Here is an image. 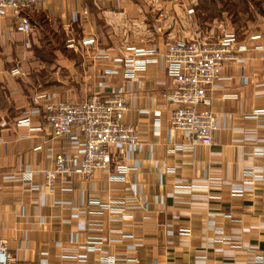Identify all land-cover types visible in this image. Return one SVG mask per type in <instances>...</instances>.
Returning a JSON list of instances; mask_svg holds the SVG:
<instances>
[{
  "label": "crops",
  "instance_id": "0c3cea01",
  "mask_svg": "<svg viewBox=\"0 0 264 264\" xmlns=\"http://www.w3.org/2000/svg\"><path fill=\"white\" fill-rule=\"evenodd\" d=\"M22 14L27 34L15 30L12 16L0 18V239L16 264L35 261L40 251L46 264H75L61 257L75 250L66 242L75 221L68 207L52 201L119 199L131 184L147 208L134 209L130 222L101 225L109 240L88 255L92 264L107 254L127 258L116 264H243L246 249L264 264V0H45ZM223 30L235 31L244 59L219 66L208 106L217 123L211 143L184 141L169 129L173 105L164 95L173 83L161 61L137 57L143 68L126 76V65L113 59L126 44L160 45L193 32L213 41ZM90 36L92 44H81ZM116 87L126 96L123 119L141 141L122 160L127 166L135 160V171L123 181L73 175L69 190L58 182L41 200L23 173L39 183L51 151L70 148L66 139H49L41 114L30 112L32 95L80 101ZM110 228L139 245L129 248L132 241ZM183 229L187 239L178 234Z\"/></svg>",
  "mask_w": 264,
  "mask_h": 264
},
{
  "label": "built area",
  "instance_id": "2783aa9c",
  "mask_svg": "<svg viewBox=\"0 0 264 264\" xmlns=\"http://www.w3.org/2000/svg\"><path fill=\"white\" fill-rule=\"evenodd\" d=\"M44 1L0 0V18L12 16L15 30L27 34L30 24L22 12L35 8ZM185 12L190 14L192 9L187 8ZM236 37L235 31L223 30L213 41H206L193 32L177 39H164L160 45L138 47L126 44L120 47L118 56L113 61L126 65V76H131L136 68H143L144 60H137V57L148 56L153 61H161L164 72L173 83L171 90L164 95L173 105L169 112V129L180 131L184 141L191 139L206 146L211 143L217 129L216 118L208 106L210 90L218 77L219 66L226 62H241L244 59L242 53L247 50L245 45L236 43ZM252 38H257V35ZM80 42L89 45L94 42V38L90 36ZM68 43L71 44V39ZM13 73L22 74L18 68ZM32 101L34 107L30 112L41 114L49 139H66L70 148L68 152L51 151L49 163L39 172V183H31L28 171L23 173L28 189L36 191L41 200L44 195L54 193L58 182L62 185L59 188L61 191L69 190L68 184L73 175L88 179L95 173H102L107 181H123L127 174L135 171V160L132 166L122 162L138 152L141 141L135 127L123 119L127 103L121 87L111 88L108 93H91L80 101L62 100L52 92L35 93ZM198 106L201 108H197ZM18 125L28 126L27 121ZM182 146L176 145V148ZM128 190L129 193L119 199L107 197L101 200L89 196L80 200L77 205H72L67 199H54L53 204L70 209L68 216L75 221L66 238L68 244H76L75 250L70 254H62L61 257H68L75 264H92L88 255L98 252L102 242L109 240L101 235V225L130 222L134 209L147 208L145 202L135 198L133 184L128 186ZM240 191V188L231 190L234 194ZM157 201H160V197ZM116 230L119 231L115 228L108 229L109 233H115ZM178 234L187 239L189 230L183 229ZM120 237L132 241L129 248L139 245L129 234L120 233ZM46 254V251H40L38 258L27 264H46ZM97 259L102 264L127 261L126 257L114 254L97 256ZM262 261L261 255L253 253L251 249L245 250L243 264H261ZM0 264H16L14 254L8 251L2 239Z\"/></svg>",
  "mask_w": 264,
  "mask_h": 264
}]
</instances>
